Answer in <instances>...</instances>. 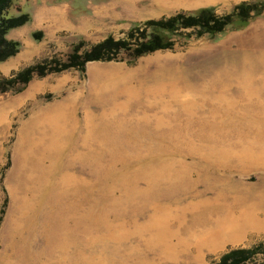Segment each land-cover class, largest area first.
<instances>
[{"label":"rangeland","instance_id":"1","mask_svg":"<svg viewBox=\"0 0 264 264\" xmlns=\"http://www.w3.org/2000/svg\"><path fill=\"white\" fill-rule=\"evenodd\" d=\"M242 1L17 0L29 21L8 32L20 46L0 76ZM173 38L0 93V264H217L242 249L244 264H264V10ZM250 217L259 224L233 242L200 245Z\"/></svg>","mask_w":264,"mask_h":264},{"label":"trees","instance_id":"2","mask_svg":"<svg viewBox=\"0 0 264 264\" xmlns=\"http://www.w3.org/2000/svg\"><path fill=\"white\" fill-rule=\"evenodd\" d=\"M16 1L0 0V62L15 55L19 50V42L7 38L8 32L29 21V14L17 7ZM13 8L14 13L11 12ZM263 10L264 0H248L238 3L226 14H217L214 7L209 6L136 23L124 38L115 39L108 35L83 52L80 51V42L73 46L64 61L51 58L44 63L29 65L10 76H0V93L21 90L34 75L44 76L70 68L83 70L88 61L120 60L125 57L134 60L156 50L171 49L176 42L174 36L180 38L221 34L228 28L246 25L250 19L261 15ZM120 54L124 56L119 58ZM247 253H250V250L230 251L224 254L217 264H244Z\"/></svg>","mask_w":264,"mask_h":264},{"label":"bare ground","instance_id":"3","mask_svg":"<svg viewBox=\"0 0 264 264\" xmlns=\"http://www.w3.org/2000/svg\"><path fill=\"white\" fill-rule=\"evenodd\" d=\"M251 223L259 224V220L251 217L250 219L241 218L238 225L231 223L229 226L223 227L222 229L207 233L204 238H201L200 245H205L206 248L210 250L221 247L226 241L233 242Z\"/></svg>","mask_w":264,"mask_h":264},{"label":"crops","instance_id":"4","mask_svg":"<svg viewBox=\"0 0 264 264\" xmlns=\"http://www.w3.org/2000/svg\"><path fill=\"white\" fill-rule=\"evenodd\" d=\"M11 30H13V29H11Z\"/></svg>","mask_w":264,"mask_h":264}]
</instances>
